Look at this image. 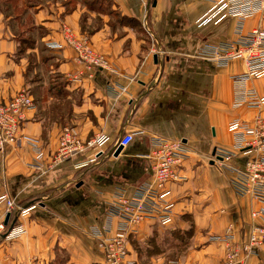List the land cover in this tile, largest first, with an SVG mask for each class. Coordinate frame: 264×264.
Returning a JSON list of instances; mask_svg holds the SVG:
<instances>
[{
  "label": "crops",
  "instance_id": "obj_1",
  "mask_svg": "<svg viewBox=\"0 0 264 264\" xmlns=\"http://www.w3.org/2000/svg\"><path fill=\"white\" fill-rule=\"evenodd\" d=\"M62 4L35 7L36 34L23 55L17 54L20 41L0 16V97L25 89L34 99L21 130L26 140L10 143L0 155V196L31 206L28 215H18L0 201V223L9 213L7 224L21 223L26 229L13 240L0 237V264H56L61 253L66 257L60 264L99 261L90 229L104 223L105 205L117 188L129 192L151 181L152 135L190 147L184 179L169 185L174 202L170 228L187 231L188 238L170 263L219 264L225 246L212 237L231 226L238 240L245 239L250 212L261 206L237 196L228 175L211 162L216 147L231 148L230 117L255 113L230 106V76L243 71V62L215 66L199 54L203 46L235 40L237 19L199 25L211 0H106V13L89 1ZM62 21L71 36H87L109 68L85 67L66 43ZM254 27L264 28V10L243 23L244 32ZM32 60L36 67L29 69ZM45 65L50 70L41 78H26ZM248 84L264 94V77ZM64 126L73 127L83 140L102 134L106 141L46 172V160L41 169L33 167L28 139L47 156ZM129 132L135 133L133 140L113 156L114 141ZM151 224L141 223L142 236ZM244 264H264V245Z\"/></svg>",
  "mask_w": 264,
  "mask_h": 264
},
{
  "label": "built area",
  "instance_id": "obj_2",
  "mask_svg": "<svg viewBox=\"0 0 264 264\" xmlns=\"http://www.w3.org/2000/svg\"><path fill=\"white\" fill-rule=\"evenodd\" d=\"M263 10L264 0H211L209 8L197 19L199 25L219 22L225 17L237 19L235 40L203 46L199 54L215 66L226 65L233 59L243 62V71L231 75L233 107L250 109L255 113L251 118L234 117L227 122L226 128L232 138L231 148L216 147L211 162L228 173L229 186L237 195L248 196L260 203H264V94H259L248 83L264 77V28L254 27L244 32L243 23ZM65 32L77 59L85 67L109 68L108 61L88 46L86 38L75 40L67 33V29ZM33 109L34 101L26 90L19 91L9 101L0 99V155L10 143L26 140L21 129L26 114ZM134 135L129 132L116 139L110 153L113 154L119 146L125 148ZM151 140V181L140 183L129 192L117 188L105 205L104 223L90 229L101 256L93 264H133L128 259V244L141 223L150 221L166 226L173 219L174 202L170 200L169 185L184 179L181 169L190 156V147L181 140L160 135H152ZM28 141L35 155L32 166L41 169L42 162L46 160V172L67 157L83 153L89 148H100L106 137L96 134L83 140L73 127L64 126L59 132L56 149L47 156L32 140ZM83 164L79 163L78 166ZM0 201H4L9 213L28 215L31 210V206L15 203L6 194L0 196ZM251 216L261 217L264 221V209L252 212ZM233 232L226 229L224 234L212 237L213 241L226 245L225 259L219 264H242L247 256H241L234 247L243 248L252 255L257 254L264 241V225L255 227L249 241L242 246L235 245ZM25 233L26 229L21 223H0V235L7 241Z\"/></svg>",
  "mask_w": 264,
  "mask_h": 264
},
{
  "label": "rangeland",
  "instance_id": "obj_3",
  "mask_svg": "<svg viewBox=\"0 0 264 264\" xmlns=\"http://www.w3.org/2000/svg\"><path fill=\"white\" fill-rule=\"evenodd\" d=\"M67 1H70V3H71L70 5H73V6L76 5L77 2H80V3L87 2V1H89V3L93 2L94 3L93 8H98V9H100L106 13V0H42V1H40V0H0V16H2V19L4 20L6 25L9 26L11 31H14L17 39L20 41V43L17 47V54L18 55H23L25 53L26 49L29 48V47H25V46L27 44H29L33 35L36 34V30L35 31L33 30V23H32V17H33V14L35 12V9H36L35 7H37L40 3H46L48 6H51V5H55L56 3H60V2L68 7L69 5L65 4ZM67 9H69V8H67ZM114 13H116V12H114ZM65 29L68 30L67 33L70 35L72 30L70 29V27L66 23H64L62 21L61 31L64 34V39L68 45L73 47L72 44L69 43L67 38H66ZM72 36L74 37L75 40H80L82 38H86V40L88 42L87 43L88 46L93 48V45L87 36H85L83 34L82 35L80 34L78 36H75L72 34ZM58 46H60V45H58ZM28 67H30L29 69L34 68V67H36V63H33V60H32L28 64ZM49 70H50L49 66L45 65V66H43L42 69H40V71L37 70V74L35 76H34V74H28L26 76V78H28V80L30 82L31 81L33 82L34 79L38 80L39 77L40 78L42 77L43 73H46V71H49ZM32 75H33V78H32ZM30 78H31V80H30ZM230 81H231V86L233 89L231 76H230ZM19 91H21V90H19ZM18 92H16V93H18ZM14 95L10 96L8 99H4L3 97H0V99L3 102L9 101V99L12 98ZM32 99H33V97H32ZM33 101H34V99H33ZM230 106L232 109H236L233 107V95H232V101H231ZM231 119L232 118L230 117L229 120H231ZM37 146L39 147V145H37ZM40 149H41V151L43 150L41 147H40ZM181 172H182V169H181ZM223 172H225L228 175V173L226 171H223ZM227 177H229V175ZM228 185H229V183H228ZM231 190H232V188H231ZM237 196L248 197V196H242L239 194ZM250 199H252V198H250ZM252 200L255 201L256 203H260L259 201L255 200V199H252ZM263 209H264V203H261L260 207L251 210L250 218L252 220V225L250 226L249 232H248L245 239L238 240L236 233L233 232L235 245H239V246L244 245L247 241H249V237L252 233V230L257 226L264 225L263 218H261V217L255 218V217L251 216L252 212L263 211ZM170 223L166 226H161L160 224H158L156 222H152V224L150 225L149 231L147 233H144L143 236L140 234V228H138L136 234L130 239L129 244H128V259L130 261H132L133 264H135V263L136 264H172V263H170V261L176 260L177 258H179V256L181 255V252L183 251V245L187 241L188 238H187V234H186L187 231L181 230V229H171ZM226 229L232 230L233 228L231 226H228L227 228H225V231H226ZM225 231L222 234H224ZM222 234H220V235H222ZM2 239H3V241H5L4 238H2ZM222 244L224 246H226L225 243H222ZM263 245H264V241L259 246V249ZM234 248L238 251V253L241 256H243V257L247 256L245 258V260L250 256L256 255V254H252V255L247 254L246 250L243 248H239V247H234ZM259 249H258V251H259ZM225 252H226V248H225ZM65 257H64V255H62V253L59 254L55 263L56 264L62 263L64 261ZM224 259H225V253H224V256H223L221 262ZM243 262H245V261H243ZM243 262H242V264H244Z\"/></svg>",
  "mask_w": 264,
  "mask_h": 264
},
{
  "label": "water",
  "instance_id": "obj_4",
  "mask_svg": "<svg viewBox=\"0 0 264 264\" xmlns=\"http://www.w3.org/2000/svg\"><path fill=\"white\" fill-rule=\"evenodd\" d=\"M121 150H122V147L119 146V147L114 151V153H113L112 155H113V156H117V155L120 153ZM9 217H10V215H9V213H7L6 216H5L4 222H3L4 225H7L8 221H9Z\"/></svg>",
  "mask_w": 264,
  "mask_h": 264
}]
</instances>
